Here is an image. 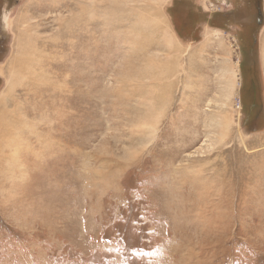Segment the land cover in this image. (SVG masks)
<instances>
[{
    "label": "rangeland",
    "instance_id": "rangeland-1",
    "mask_svg": "<svg viewBox=\"0 0 264 264\" xmlns=\"http://www.w3.org/2000/svg\"><path fill=\"white\" fill-rule=\"evenodd\" d=\"M0 264H264V0H0Z\"/></svg>",
    "mask_w": 264,
    "mask_h": 264
},
{
    "label": "bare ground",
    "instance_id": "bare-ground-1",
    "mask_svg": "<svg viewBox=\"0 0 264 264\" xmlns=\"http://www.w3.org/2000/svg\"><path fill=\"white\" fill-rule=\"evenodd\" d=\"M163 34V33H162ZM163 35H165V34H163ZM168 36V34H166V37ZM166 37L164 36V43H165V45L167 44H170L171 45V43H170V40L172 41L173 40V38H172V36H170L169 37V39H167V42H166ZM164 43L163 44H158L159 46H160V49H162V47L164 48V47H166L165 45H164ZM156 49H158V48H156ZM233 72H234V70L232 69V68H230L229 69V71H228V75H227V77H228V80H229V82H230V86H233Z\"/></svg>",
    "mask_w": 264,
    "mask_h": 264
}]
</instances>
